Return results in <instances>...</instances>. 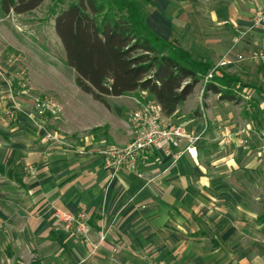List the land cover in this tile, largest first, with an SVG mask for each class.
Here are the masks:
<instances>
[{"label": "crops", "instance_id": "crops-1", "mask_svg": "<svg viewBox=\"0 0 264 264\" xmlns=\"http://www.w3.org/2000/svg\"><path fill=\"white\" fill-rule=\"evenodd\" d=\"M148 1V28L208 60L212 69L225 55L231 54L234 60L264 50V25L254 24L256 12L264 9V0ZM3 33L9 35H0V218L4 224L0 230V264H148L142 249L153 248H158V258L167 259L169 264H264V236L241 235L229 221L208 250L201 243L207 239L190 238L185 233L184 226L196 219L194 209H208L210 196L203 188L221 183L202 162L203 147L216 138L215 132L201 135L196 160L186 153L175 160L185 148L182 141L178 148L152 151L137 174L106 169L100 150L108 142L93 140L76 148H65L59 141L50 144L44 130L35 127L46 120L34 117L32 102L19 100L14 109L8 100L15 69L6 62V55L11 53L7 50L20 51V45L6 26ZM217 74L239 78L249 87L239 86L234 91L250 90L260 106L264 105V63L244 58ZM196 92L195 88L167 118L183 124L190 133L200 134L201 122L195 125L187 117L177 116L195 108ZM83 96L86 105L78 109L79 115L64 113V119L57 122L64 133L98 127L95 111L102 112L104 106L89 95ZM213 96L222 102L238 101ZM11 108L13 120L5 124L1 115ZM127 133L126 140L117 145L131 140L129 129ZM159 169H168L158 182L160 186L145 187L146 178ZM79 210L90 213V244L61 235L51 225L55 211ZM102 232L107 234L99 243Z\"/></svg>", "mask_w": 264, "mask_h": 264}, {"label": "rangeland", "instance_id": "rangeland-1", "mask_svg": "<svg viewBox=\"0 0 264 264\" xmlns=\"http://www.w3.org/2000/svg\"><path fill=\"white\" fill-rule=\"evenodd\" d=\"M73 1L44 0L32 12L20 16L6 17L0 13V35H9L3 33L6 26L20 45V51L7 50L11 53L6 55V62L15 69L10 79L8 100L14 109L19 100L32 102L34 117L43 116L46 120L44 125L35 127L44 133L55 134V140H48L50 144L59 141L65 148H76L95 140L117 145L128 136L127 118L135 108V100L144 96L142 92L106 98L108 106L102 104L104 110L95 111L99 125L94 129L67 134L58 128L57 122L64 119V113L77 116L78 109L86 105L83 95H87L74 83L75 73L66 64L64 50L54 30L55 16L51 12L52 8L56 12L64 10ZM243 36L238 35V38ZM205 82L206 77L196 86L195 108L189 114L179 112L177 116H185L195 125L201 122V135L211 132L217 135L210 144L204 145L202 162L210 174L220 177L221 183L214 188H203L210 196L208 209L203 212V209L195 208V221L184 226L188 237L211 241H199L204 244V250H208L213 247L215 237L220 239L222 232L219 231L225 230L228 221L241 235L245 232L264 236V105L260 106L256 94L250 90L236 91V103L222 102L213 98V94L204 99ZM37 99H51L61 110L39 115L35 108ZM12 108L1 115L5 124L13 120ZM167 173L168 169L157 170L146 178L145 187L151 188L153 184L159 187L158 182ZM197 227L200 230L196 232ZM142 252L148 264H169L167 259L158 258V248L142 249Z\"/></svg>", "mask_w": 264, "mask_h": 264}, {"label": "trees", "instance_id": "trees-1", "mask_svg": "<svg viewBox=\"0 0 264 264\" xmlns=\"http://www.w3.org/2000/svg\"><path fill=\"white\" fill-rule=\"evenodd\" d=\"M43 1L0 0V13H30ZM148 4V0H74L66 9L51 12L80 91L105 107L108 97L145 92L169 117L193 94L212 64L175 40L153 33L145 22ZM239 86L249 87L233 75L213 73L203 86L202 98L215 94L232 101Z\"/></svg>", "mask_w": 264, "mask_h": 264}, {"label": "built area", "instance_id": "built-area-1", "mask_svg": "<svg viewBox=\"0 0 264 264\" xmlns=\"http://www.w3.org/2000/svg\"><path fill=\"white\" fill-rule=\"evenodd\" d=\"M254 24L264 25V9L256 12ZM247 58L254 62L264 63V50H255ZM243 59V56H237L232 60L229 55H226L209 71L206 80L213 73H217L218 70ZM142 94L144 96L139 100H135V108L127 118L131 140L122 146L106 144L100 150L106 169L113 173L126 171L137 174L140 166L146 162L152 151L168 146L178 148L182 141L186 143L185 148L175 155V160L183 153H186L190 159L196 160L197 145L201 140V133H190L183 124L171 123L163 115L160 106L147 97L145 92H142ZM35 102V108L39 115L44 112L58 113L61 110L60 105L51 99H37ZM45 138L47 140L56 139L55 134L51 133H45ZM89 220L90 213L85 210H79L75 213L55 211L51 225L61 235L73 236L83 244H90ZM2 227L3 221L0 218V229ZM107 232L100 234L99 243L105 240ZM97 245H94V247Z\"/></svg>", "mask_w": 264, "mask_h": 264}]
</instances>
